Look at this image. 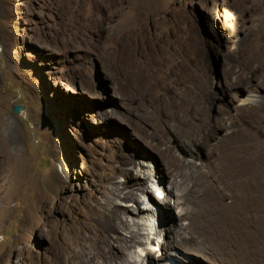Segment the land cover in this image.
<instances>
[{"label":"rangeland","instance_id":"rangeland-1","mask_svg":"<svg viewBox=\"0 0 264 264\" xmlns=\"http://www.w3.org/2000/svg\"><path fill=\"white\" fill-rule=\"evenodd\" d=\"M160 45L180 68L146 86L142 56L161 65ZM196 92L208 100L201 128L232 131L249 158L259 149L262 166L226 238L242 264H264V0H0V264L46 260L115 183L130 184L127 169L148 171L160 187L156 206L139 184L148 210L135 228L149 242L134 258L148 264L150 249L162 254L167 221L158 225L156 211L165 190L144 140L157 145V127H179L169 104ZM215 140L198 143V163ZM170 250L157 264H222Z\"/></svg>","mask_w":264,"mask_h":264},{"label":"bare ground","instance_id":"bare-ground-1","mask_svg":"<svg viewBox=\"0 0 264 264\" xmlns=\"http://www.w3.org/2000/svg\"><path fill=\"white\" fill-rule=\"evenodd\" d=\"M162 46L157 47L161 65L157 66L147 53L142 56L138 74L146 86L168 82L176 77L180 68L170 47L166 49L165 45ZM207 103L204 93L174 96L166 115L174 120L180 118V126L173 129L157 127L155 138H160L157 145L149 144L136 131L137 136L150 148L147 153L155 162L153 171L165 190L163 202L160 201L164 214L156 211V217L158 225L161 219L167 221L163 229L167 240L162 242V254H157L153 249L148 251V264H157L156 259L162 260L161 257L167 253L172 256L169 249L173 248L189 253L201 252L203 256L222 264H242L227 242V222L231 213L240 212L238 209L247 191V183L259 174L261 157L256 148L249 158L244 144H239L234 139V133L228 129L225 134L218 135L208 128H201L208 119L205 111ZM212 136H216L217 140L208 144L206 157L209 159L204 158L198 163L203 153L198 143L206 142ZM173 140H176V144L170 145ZM127 171L130 184L115 183L112 195L102 200L100 206L90 209L89 217L77 228L63 232L50 256L36 264H141L134 258L135 249L137 245H146L149 241L143 243L142 232L135 228L146 224V221H137V217H143L142 213L148 210L145 199L139 194V184L148 186L149 202L156 206L159 203L156 191L160 187L155 189L149 183L152 177L148 171L141 169V173L137 174L130 169ZM133 198L137 208L129 203ZM147 218L150 220V215L144 220ZM155 230L157 235L161 233L157 226Z\"/></svg>","mask_w":264,"mask_h":264},{"label":"water","instance_id":"water-1","mask_svg":"<svg viewBox=\"0 0 264 264\" xmlns=\"http://www.w3.org/2000/svg\"><path fill=\"white\" fill-rule=\"evenodd\" d=\"M22 109H23V106H21V105H15V106L13 107V110H14V112H15L16 114H18Z\"/></svg>","mask_w":264,"mask_h":264}]
</instances>
